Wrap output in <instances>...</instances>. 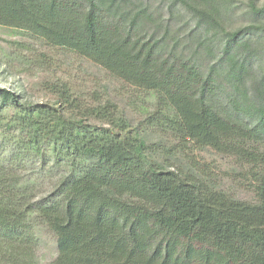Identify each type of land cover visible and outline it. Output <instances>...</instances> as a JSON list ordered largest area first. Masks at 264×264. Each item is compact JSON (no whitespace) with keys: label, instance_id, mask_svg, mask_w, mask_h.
Listing matches in <instances>:
<instances>
[{"label":"trees","instance_id":"16d2710c","mask_svg":"<svg viewBox=\"0 0 264 264\" xmlns=\"http://www.w3.org/2000/svg\"><path fill=\"white\" fill-rule=\"evenodd\" d=\"M245 3L0 0V27L122 84L0 87V264H41L38 222L50 264H264V4Z\"/></svg>","mask_w":264,"mask_h":264},{"label":"rangeland","instance_id":"374dc122","mask_svg":"<svg viewBox=\"0 0 264 264\" xmlns=\"http://www.w3.org/2000/svg\"><path fill=\"white\" fill-rule=\"evenodd\" d=\"M243 1L248 3L249 0ZM261 4H264V0H261ZM42 57L47 65L45 67L35 61L37 58L43 59ZM56 79L85 87L86 91L100 89L112 95L122 88V84L111 78L105 70L75 53L48 47L26 32L0 27L1 88L18 94L24 93L33 102H50L53 97L45 92L43 83ZM204 157L221 170L233 167L231 161L216 153L209 152ZM238 193L242 198L250 197L244 191L238 190ZM36 227L39 232L41 264H50L58 256L57 238L49 229L39 226V222Z\"/></svg>","mask_w":264,"mask_h":264}]
</instances>
